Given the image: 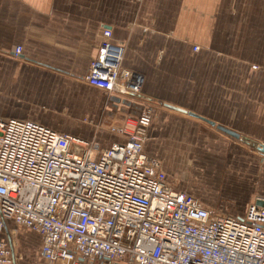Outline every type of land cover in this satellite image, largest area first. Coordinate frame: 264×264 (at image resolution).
Masks as SVG:
<instances>
[{"label": "crops", "instance_id": "crops-1", "mask_svg": "<svg viewBox=\"0 0 264 264\" xmlns=\"http://www.w3.org/2000/svg\"><path fill=\"white\" fill-rule=\"evenodd\" d=\"M104 29L125 44L123 68L144 78L126 112L86 80ZM147 106L144 152L168 182L238 217L264 199V153L218 128L264 144V0H0L1 118L105 150L127 140L110 125ZM12 230L18 264H50L39 233L8 220L0 239Z\"/></svg>", "mask_w": 264, "mask_h": 264}, {"label": "built area", "instance_id": "built-area-1", "mask_svg": "<svg viewBox=\"0 0 264 264\" xmlns=\"http://www.w3.org/2000/svg\"><path fill=\"white\" fill-rule=\"evenodd\" d=\"M124 53L104 29L86 76L120 100L139 95L144 82L123 68ZM152 111L110 125L127 140L105 150L0 117V233L8 220L39 233L50 264H264V205L252 203L242 217L222 214L168 182L160 160L144 152ZM14 234L10 243L0 239V264L17 262Z\"/></svg>", "mask_w": 264, "mask_h": 264}, {"label": "water", "instance_id": "water-1", "mask_svg": "<svg viewBox=\"0 0 264 264\" xmlns=\"http://www.w3.org/2000/svg\"><path fill=\"white\" fill-rule=\"evenodd\" d=\"M111 100H112L113 103L111 104L110 107L112 109H114V110H117L118 109L117 103H120V99L117 98V97H112ZM122 103L124 104V107H122L120 110H121V112H126L128 109L125 106H129L130 105V102L127 101V100H123ZM137 108L140 109V106H138ZM174 108H176V107H174ZM176 109L182 110V109H179V108H176ZM182 111H184V110H182ZM135 114H138V111L135 112ZM109 115L113 116L114 115V112H110ZM121 117L123 118V116H121ZM218 128L221 129V130H223L227 134H229V135H231V136H233V137H235L237 139H240L242 142L248 144L252 148L258 149L260 152L264 153V144H261L258 141L253 140V139H250V138H248L246 136H242L239 133L230 131V130H228L226 128H223V127H218ZM257 202H258V204H263L264 205V201H262V200H259Z\"/></svg>", "mask_w": 264, "mask_h": 264}, {"label": "rangeland", "instance_id": "rangeland-1", "mask_svg": "<svg viewBox=\"0 0 264 264\" xmlns=\"http://www.w3.org/2000/svg\"><path fill=\"white\" fill-rule=\"evenodd\" d=\"M262 162H264V161L262 160ZM236 215H239V214L236 213ZM16 264H18V260H17ZM119 264H125V263H119Z\"/></svg>", "mask_w": 264, "mask_h": 264}]
</instances>
